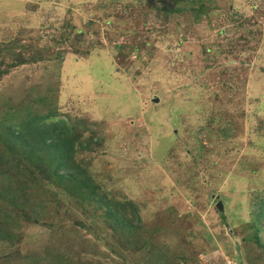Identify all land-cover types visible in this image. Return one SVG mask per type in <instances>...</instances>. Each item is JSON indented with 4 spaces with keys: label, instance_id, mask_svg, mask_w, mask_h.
Instances as JSON below:
<instances>
[{
    "label": "rangeland",
    "instance_id": "rangeland-1",
    "mask_svg": "<svg viewBox=\"0 0 264 264\" xmlns=\"http://www.w3.org/2000/svg\"><path fill=\"white\" fill-rule=\"evenodd\" d=\"M167 1L181 8L0 0V110L31 87L51 89L64 112L82 99L88 174L139 211L122 228L45 180L32 191L42 215L0 240V264H264L252 204L264 196V0H213L198 20ZM14 155L7 175L36 165Z\"/></svg>",
    "mask_w": 264,
    "mask_h": 264
},
{
    "label": "trees",
    "instance_id": "trees-1",
    "mask_svg": "<svg viewBox=\"0 0 264 264\" xmlns=\"http://www.w3.org/2000/svg\"><path fill=\"white\" fill-rule=\"evenodd\" d=\"M160 1H163L162 11L166 13L181 8L170 7L167 0L166 4L164 0ZM176 1L177 4L188 5L186 7L194 11L195 20L200 19L204 12L208 13L207 10L214 7L211 4L213 0ZM61 38L68 40V35L52 36L54 42L60 41ZM78 41L80 42V39ZM5 46L3 45L5 50L13 47L15 51L12 41H7ZM48 47L44 49V53L49 51ZM208 50L211 51L209 48ZM14 51L12 54L16 60L13 64L16 66L24 61V53L16 54ZM77 52H80L79 49ZM32 57L30 58L32 61L42 58ZM27 90L31 91L27 97H20L17 102L13 98L5 100L0 110V240L14 242L15 233L23 220L30 217L36 220L42 215V207L37 201L40 198L32 191L40 187L45 180L48 189L53 190L57 185L59 189H68L71 195L79 197L82 203L92 202L95 206L101 207L106 216L118 226L122 228L136 226V219H139L138 207L133 201L121 200L112 195V190L102 186L96 178L88 174L89 167L80 154L85 148L76 147L78 142H86L84 139L89 131V121L81 114L80 109L83 100L76 97L70 107L71 110L80 112H64L57 98L51 96V89L43 94L33 93V90L36 91L33 87ZM93 140L94 137H91L90 143ZM86 144L85 151L88 149V143ZM14 154L24 162L32 159L36 165L29 166V170L22 168L14 175H7L6 166L4 168L3 165H9L16 157ZM33 168L38 171L32 170ZM211 179L214 181L213 176ZM218 197L217 200H220ZM252 204L256 219L263 222L264 196L256 198ZM26 259L34 260L28 256Z\"/></svg>",
    "mask_w": 264,
    "mask_h": 264
},
{
    "label": "built area",
    "instance_id": "built-area-1",
    "mask_svg": "<svg viewBox=\"0 0 264 264\" xmlns=\"http://www.w3.org/2000/svg\"><path fill=\"white\" fill-rule=\"evenodd\" d=\"M223 264H240V263L231 256H225Z\"/></svg>",
    "mask_w": 264,
    "mask_h": 264
},
{
    "label": "water",
    "instance_id": "water-1",
    "mask_svg": "<svg viewBox=\"0 0 264 264\" xmlns=\"http://www.w3.org/2000/svg\"><path fill=\"white\" fill-rule=\"evenodd\" d=\"M217 207L219 208V210H220L221 212H224V205H223V202H222L221 200H219V201L217 202Z\"/></svg>",
    "mask_w": 264,
    "mask_h": 264
},
{
    "label": "clouds",
    "instance_id": "clouds-1",
    "mask_svg": "<svg viewBox=\"0 0 264 264\" xmlns=\"http://www.w3.org/2000/svg\"><path fill=\"white\" fill-rule=\"evenodd\" d=\"M218 201H219V200H218ZM218 201H217V202H218ZM217 209H218V207H217ZM218 210H219V209H218ZM224 212H225V211H224ZM221 213L223 214V212H221ZM223 215L225 216V213H224ZM225 256H230V255H225ZM225 256H224V257H225ZM231 257H232V256H231ZM233 258H234V257H233ZM223 263H224V259H223ZM223 263H222V264H223Z\"/></svg>",
    "mask_w": 264,
    "mask_h": 264
}]
</instances>
